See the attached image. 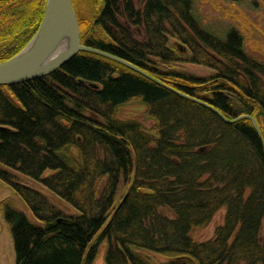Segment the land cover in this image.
<instances>
[{
    "label": "trees",
    "instance_id": "1",
    "mask_svg": "<svg viewBox=\"0 0 264 264\" xmlns=\"http://www.w3.org/2000/svg\"><path fill=\"white\" fill-rule=\"evenodd\" d=\"M45 2L0 0V63L33 38ZM139 3L106 0L88 28L79 16L81 44L134 65L228 121L252 117L264 144V62L247 54L241 32L205 23L196 0ZM125 23L142 30L144 40ZM177 63L211 74L175 71ZM165 87L85 52L49 76L0 86V182L39 222L12 200L0 204L15 264H93L101 246L105 264H152L149 253L163 264H264V151L251 121L225 123ZM128 105L145 108L149 130L118 116ZM220 211L213 237L196 241Z\"/></svg>",
    "mask_w": 264,
    "mask_h": 264
},
{
    "label": "rangeland",
    "instance_id": "2",
    "mask_svg": "<svg viewBox=\"0 0 264 264\" xmlns=\"http://www.w3.org/2000/svg\"><path fill=\"white\" fill-rule=\"evenodd\" d=\"M256 1L258 5L250 7L247 6L246 3L239 5L236 3L225 2L223 0H196V8L205 23L212 24L213 26H217L220 29L234 27L239 30L244 37L245 50L247 54L252 58L264 62V5L260 0ZM101 4L102 0H72V5L77 20L79 16L81 17V27H90L94 20L95 14L101 7ZM135 7L140 8L139 0H135ZM125 27L133 34L136 39L144 40V33L142 30L129 26L126 23ZM172 43L174 50L179 52L175 47L176 41ZM181 45L184 46L183 44ZM187 55L188 51H186L184 54L185 58ZM172 69L175 71L186 72L198 78H204L211 74V71L207 68L187 63H177L172 67ZM118 116L121 119H130L138 122L144 128V130H149L150 126L152 125L151 121L146 117L145 108L140 105H128L122 107L118 112ZM21 179L26 186L39 191L65 213L76 214L70 206L56 198L52 193L38 185L36 182L23 176H21ZM6 200H12L16 204L17 208L22 210V212L30 221L39 224L24 202L19 197H17L8 186L0 182V204ZM159 211L162 215L172 218V214L167 209L162 208ZM223 217L224 211H220L208 227L195 233V240L198 242L210 240L214 235L215 229L222 224ZM263 236L264 227H262L260 231V237L263 238ZM104 254L105 248L104 246H101L99 248V254L94 260L93 264H105ZM149 257L152 261V264H163L165 262L163 257L155 254L149 253ZM0 264H15V253L12 238L8 227L3 221L1 213Z\"/></svg>",
    "mask_w": 264,
    "mask_h": 264
},
{
    "label": "water",
    "instance_id": "3",
    "mask_svg": "<svg viewBox=\"0 0 264 264\" xmlns=\"http://www.w3.org/2000/svg\"><path fill=\"white\" fill-rule=\"evenodd\" d=\"M105 2L106 0H102L101 5ZM81 52L117 62L159 86L165 87L134 65L104 51L82 45L72 0H46L41 23L33 38L19 53L0 63V86L10 87L49 76ZM90 87L97 88L95 85H90ZM168 90L209 110L225 123L233 124L242 119L250 120L263 144L260 130L252 117L241 116L228 121L206 103L174 90Z\"/></svg>",
    "mask_w": 264,
    "mask_h": 264
},
{
    "label": "flooded vegetation",
    "instance_id": "4",
    "mask_svg": "<svg viewBox=\"0 0 264 264\" xmlns=\"http://www.w3.org/2000/svg\"><path fill=\"white\" fill-rule=\"evenodd\" d=\"M100 9V8H99ZM98 12V11H97Z\"/></svg>",
    "mask_w": 264,
    "mask_h": 264
}]
</instances>
